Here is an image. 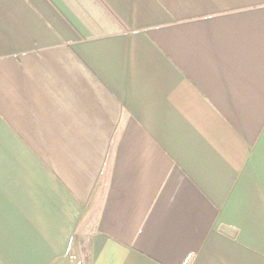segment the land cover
<instances>
[{
    "label": "crops",
    "instance_id": "0c3cea01",
    "mask_svg": "<svg viewBox=\"0 0 264 264\" xmlns=\"http://www.w3.org/2000/svg\"><path fill=\"white\" fill-rule=\"evenodd\" d=\"M0 264H264V0H0Z\"/></svg>",
    "mask_w": 264,
    "mask_h": 264
}]
</instances>
